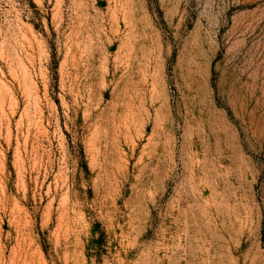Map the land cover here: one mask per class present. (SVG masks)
Listing matches in <instances>:
<instances>
[{
  "label": "rangeland",
  "instance_id": "1",
  "mask_svg": "<svg viewBox=\"0 0 264 264\" xmlns=\"http://www.w3.org/2000/svg\"><path fill=\"white\" fill-rule=\"evenodd\" d=\"M0 264H264V0H0Z\"/></svg>",
  "mask_w": 264,
  "mask_h": 264
}]
</instances>
